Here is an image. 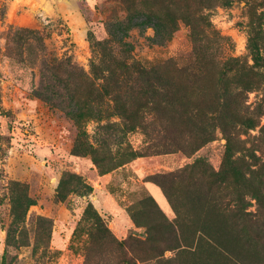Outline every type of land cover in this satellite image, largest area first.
<instances>
[{
	"label": "trees",
	"instance_id": "obj_1",
	"mask_svg": "<svg viewBox=\"0 0 264 264\" xmlns=\"http://www.w3.org/2000/svg\"><path fill=\"white\" fill-rule=\"evenodd\" d=\"M119 1L125 14H109L108 35L94 42L89 71L72 54H59L49 41L50 30L15 27L8 31L7 56L38 69L37 95L47 100L67 96L69 114L75 119L83 113L102 119L112 102L122 119L116 129L125 133L141 128L147 137L146 150L130 151V155L181 151L194 157L177 170L147 176L162 188L177 215L169 218L152 196L142 199L132 218L144 227V235L119 238L99 213L87 210L84 219L90 241L84 264H140L176 249H190L198 256L203 246L210 255L218 252L233 264H264V161L256 153L260 147L249 148L242 138V133L260 124L264 114V95L253 108L247 103V92L264 87L261 18L255 15L249 29L250 63L240 56L223 58L225 38L204 12L221 0ZM180 22L190 26L193 57L189 63L179 64L173 57L144 63L134 57L129 40L134 28L153 27L152 41L164 44ZM219 132L226 143L222 165L216 169L198 152ZM106 143L95 146L79 136L74 151L91 156L106 173L123 163V152L115 155L109 148L102 149ZM247 195L257 199L256 211L247 210Z\"/></svg>",
	"mask_w": 264,
	"mask_h": 264
},
{
	"label": "rangeland",
	"instance_id": "obj_2",
	"mask_svg": "<svg viewBox=\"0 0 264 264\" xmlns=\"http://www.w3.org/2000/svg\"><path fill=\"white\" fill-rule=\"evenodd\" d=\"M124 11L119 0H0V264H84L90 241L84 219L87 210L99 213L119 238L144 235V227L134 223L132 214L147 196L154 197L169 218L177 215L162 188L146 178L177 170L194 157L181 151L130 155V151L146 150L147 137L141 128L117 130L122 119L112 102L102 119L89 113L75 119L69 114L72 107L67 96L47 100L34 92L39 83L37 68L7 56L10 29L41 28L51 31L49 41L60 55L72 54L89 71L94 42L108 35L109 14L123 16ZM204 12L225 38L223 58L240 56L253 63L247 48L249 29L258 15L264 32V0H221ZM154 35L153 27L130 32L135 58L144 63L169 57L179 64L191 61L193 42L185 22L164 44L154 43ZM247 95L253 108L261 102L264 87ZM263 126L264 114L257 127L242 133L247 147H260L256 150L260 162L264 161ZM79 136L95 146L107 142L102 149L109 148L115 155L123 152L122 165L104 173L91 156L76 154ZM225 143L219 132L198 153L219 169ZM247 200V210L256 211L257 199L247 195ZM203 247L197 250L198 256L190 249L167 250L160 259L140 264H233L223 254L210 255Z\"/></svg>",
	"mask_w": 264,
	"mask_h": 264
}]
</instances>
